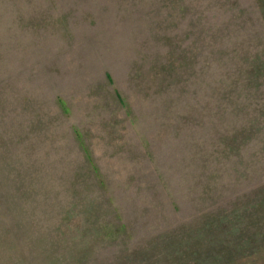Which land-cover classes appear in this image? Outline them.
Here are the masks:
<instances>
[{
	"label": "rangeland",
	"instance_id": "rangeland-1",
	"mask_svg": "<svg viewBox=\"0 0 264 264\" xmlns=\"http://www.w3.org/2000/svg\"><path fill=\"white\" fill-rule=\"evenodd\" d=\"M0 264H264V0H0Z\"/></svg>",
	"mask_w": 264,
	"mask_h": 264
}]
</instances>
